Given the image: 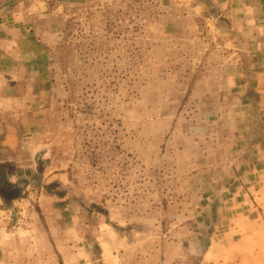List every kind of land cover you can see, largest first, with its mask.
I'll return each mask as SVG.
<instances>
[{
  "label": "rangeland",
  "instance_id": "1",
  "mask_svg": "<svg viewBox=\"0 0 264 264\" xmlns=\"http://www.w3.org/2000/svg\"><path fill=\"white\" fill-rule=\"evenodd\" d=\"M10 1L49 64L0 111V190H18L0 196V261L264 264V115L237 2Z\"/></svg>",
  "mask_w": 264,
  "mask_h": 264
},
{
  "label": "crops",
  "instance_id": "2",
  "mask_svg": "<svg viewBox=\"0 0 264 264\" xmlns=\"http://www.w3.org/2000/svg\"><path fill=\"white\" fill-rule=\"evenodd\" d=\"M221 1L218 0L219 3ZM234 1L237 2L235 3L237 5L233 7L235 35L245 37L241 38L243 50L253 53V58L251 57L250 60L253 72L249 81L254 90L251 97L255 103L253 111L263 116L264 0ZM4 3L10 4L11 1L0 0V111H14L12 104L17 100L16 97L31 100V95L24 93L29 81L32 80L34 84L37 78L41 88L45 84L44 75L48 69L49 56L47 44L30 24L28 10L18 7H1ZM32 78H35V81ZM19 89L24 91L19 94ZM7 91H15V93L10 96ZM259 147L264 149V140H261ZM0 264L5 263L0 261Z\"/></svg>",
  "mask_w": 264,
  "mask_h": 264
},
{
  "label": "trees",
  "instance_id": "3",
  "mask_svg": "<svg viewBox=\"0 0 264 264\" xmlns=\"http://www.w3.org/2000/svg\"><path fill=\"white\" fill-rule=\"evenodd\" d=\"M37 160H38L39 167H40V165H42V163L44 161L40 160V159H37ZM17 193H18L17 188H13V186L9 190H6V189L0 190V196L3 197L5 200L10 199L12 197H15V195H17Z\"/></svg>",
  "mask_w": 264,
  "mask_h": 264
},
{
  "label": "flooded vegetation",
  "instance_id": "4",
  "mask_svg": "<svg viewBox=\"0 0 264 264\" xmlns=\"http://www.w3.org/2000/svg\"><path fill=\"white\" fill-rule=\"evenodd\" d=\"M0 179H1V173H0Z\"/></svg>",
  "mask_w": 264,
  "mask_h": 264
}]
</instances>
